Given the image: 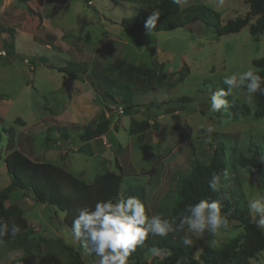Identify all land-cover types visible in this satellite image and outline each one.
Returning a JSON list of instances; mask_svg holds the SVG:
<instances>
[{"label":"rangeland","instance_id":"1","mask_svg":"<svg viewBox=\"0 0 264 264\" xmlns=\"http://www.w3.org/2000/svg\"><path fill=\"white\" fill-rule=\"evenodd\" d=\"M136 1L0 0V52L6 53L0 55V133L6 139L1 128L12 131L10 146L31 161L52 163L87 184L103 172L119 174L120 168L126 179L145 187L153 215L157 201L195 164L209 161L218 136L236 139L240 146L247 145L249 136L264 139V111L256 109L253 98L249 100L243 90L233 89L231 95L243 102L251 115L237 122L218 119L216 112L209 110L210 96L194 93L207 79L223 82L228 75L253 67L254 60L264 57V34L249 35L255 18L238 33L220 38L198 23L170 32L130 33L119 27V22L133 16ZM178 6H203L218 14L221 26L248 12L246 0H181ZM11 32L14 54L8 47ZM40 57L46 61L41 62ZM116 59L136 67L161 63L163 84L131 89L130 99L122 85L114 87L117 105L104 104L99 82L93 83L90 77L92 73L105 74ZM68 64L83 67L86 73L63 79L56 69ZM184 66L186 71H182ZM181 97L191 102H177ZM127 104L134 106L131 112L124 110ZM106 108L110 112H105ZM102 114L110 120L108 133L101 140L81 143L78 133L84 127H94ZM131 118L155 123L157 128L131 136ZM51 125L65 127L68 139L61 140L56 130L49 132ZM208 126L215 128L210 136L204 131ZM45 139L51 142L45 144ZM7 144H0V190L9 182L3 162ZM231 181L241 186L247 201L257 192L264 194L260 178L242 169L231 174ZM7 205L22 210L33 230V252L47 255L62 251L61 245L75 248V238L63 224L62 214L53 208L32 203L20 191L12 194ZM241 230L236 222H230L227 230L216 235L197 236L186 228L179 233L190 236L197 258L206 245L220 249L235 239L242 242ZM142 249L141 262L158 263L166 256H153L144 245ZM22 252H8L0 264H11ZM80 256L94 264L84 251ZM251 262L264 264V251Z\"/></svg>","mask_w":264,"mask_h":264},{"label":"trees","instance_id":"2","mask_svg":"<svg viewBox=\"0 0 264 264\" xmlns=\"http://www.w3.org/2000/svg\"><path fill=\"white\" fill-rule=\"evenodd\" d=\"M181 0H138L135 3L137 11L130 18H124L119 22V27L130 33L142 34L148 32L144 23L154 10H159L160 18L152 32H170L183 28L194 23L200 24L205 30H212L215 37L227 36L238 33L243 27L255 18L254 24L249 28L250 36L255 37L264 34V0H246L248 12L242 17L228 21L221 26L218 14L203 6H189L179 9ZM9 36V35H8ZM9 52H15L13 34L8 37ZM14 54V53H13ZM41 62H45L44 57H40ZM251 65L259 74L264 77V57L254 60ZM49 69H53L48 67ZM161 63L153 61L151 67H136L132 63L116 59L107 69L105 74L91 75L92 82H99V91L104 104L117 105L112 91L114 87L123 86L124 92L130 99L131 89H147L153 84L162 85L165 78ZM62 73L63 79L67 76L84 75L86 69L78 65L68 64L56 69ZM186 71V67L182 71ZM160 73V75H158ZM183 76L180 75L181 81ZM98 81V82H97ZM92 85V84H91ZM92 87H94L92 85ZM227 86L222 81L207 79L203 81L200 88L195 90V94L209 95L212 92ZM230 102L228 111L221 109L216 112L217 118L226 122H237L242 118L250 117L249 108L234 98L227 97ZM255 108L264 111V94L257 92L253 97ZM180 103H190L187 97L177 100ZM134 106L127 104L124 110L131 112ZM110 112L107 108L105 112ZM109 117L101 115L94 127H84L78 138L81 143L98 140L109 131ZM157 125H152L144 121L141 123L130 120L128 133L131 136L155 130ZM116 129V128H115ZM2 133L7 135L6 139L0 133V144L7 141L8 153L4 157V166L8 177V185L0 190V222L7 223L9 228L12 224L21 227V232L16 237L6 235L0 244V261L8 252L14 250L23 251L21 257L11 264H88V260L82 259L83 248L80 242L75 239L76 246L68 247L61 245L62 251L51 252L44 255L33 252L30 237L33 230L28 226L22 210L14 205H7L14 192L20 191L24 198L32 203L41 206H48L63 216L65 227L71 228L72 221L78 210L82 207H94L99 200H107L121 196L134 195L140 198L146 208V213L150 215L147 200L148 194L145 187L136 180L126 179L120 168L119 174L114 172H103L95 175L92 183L87 184L74 177L62 168L49 162H34L22 154L19 149L10 146L13 141L12 131L1 128ZM57 131L61 140L68 139L66 128L63 126H49L48 131ZM51 141L44 140L45 144ZM247 145H238L236 139L220 135L215 140L210 159L205 164H195L191 172L184 176L178 185L165 193L156 204V214L159 213L166 219L177 216L190 204H194L201 199L220 198L223 203V212L231 210L230 222H236L242 228V238L233 240L222 246L220 249H213L211 246H204L199 257L194 258L193 250L190 246L182 244L183 235L179 231L169 234L167 237L149 236L144 242L146 250L153 247L168 250L171 255H166L158 263L141 262L144 256L142 246H138L136 251L129 258L132 264H177L178 260L187 259L188 264H252V260L264 251V232L261 227H257L252 219L247 207V200L244 197L241 186L231 181V174L237 169H242L245 173L256 175L260 178L262 188H264V139H253L246 137ZM227 170L229 178L223 181L224 187L220 192H213L208 185L213 173H221ZM89 256V255H87ZM91 257V256H89ZM92 258V257H91ZM93 260V258H92Z\"/></svg>","mask_w":264,"mask_h":264},{"label":"clouds","instance_id":"3","mask_svg":"<svg viewBox=\"0 0 264 264\" xmlns=\"http://www.w3.org/2000/svg\"><path fill=\"white\" fill-rule=\"evenodd\" d=\"M160 18L159 10H154L144 23L145 29L150 33L155 29ZM0 55L6 53L0 52ZM220 88L210 94V111H228L231 105L227 98L233 89L243 90L247 98L251 100L259 92L264 94V77L258 70L250 67L240 74L228 75ZM204 131L209 136L215 131L213 126H208ZM229 173L223 170L221 173H213L208 182L213 192H220L225 186ZM246 207L255 221L257 227H264V194L257 192L250 198ZM223 203L220 198L207 200L201 199L188 205L179 216L166 219L159 213L149 215L146 213L144 202L134 195L99 200L94 207H82L75 215L70 232L81 244L85 254L93 257L94 264H129V258L142 246L149 236L167 237L169 234L187 229L188 233L202 236L205 233L216 235L229 228V216L231 210L223 212ZM67 213H62L66 216ZM21 232V227L0 222V244L4 243L6 235L16 237ZM190 236L182 238V244L191 246ZM153 256L171 255L166 249L153 247ZM177 264H188L187 259L178 260Z\"/></svg>","mask_w":264,"mask_h":264},{"label":"crops","instance_id":"4","mask_svg":"<svg viewBox=\"0 0 264 264\" xmlns=\"http://www.w3.org/2000/svg\"><path fill=\"white\" fill-rule=\"evenodd\" d=\"M101 139H102V138H100V139H98V140H101ZM98 140H97V141H98Z\"/></svg>","mask_w":264,"mask_h":264},{"label":"built area","instance_id":"5","mask_svg":"<svg viewBox=\"0 0 264 264\" xmlns=\"http://www.w3.org/2000/svg\"><path fill=\"white\" fill-rule=\"evenodd\" d=\"M120 110V109H119ZM121 113V110L119 111Z\"/></svg>","mask_w":264,"mask_h":264}]
</instances>
